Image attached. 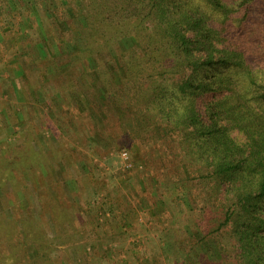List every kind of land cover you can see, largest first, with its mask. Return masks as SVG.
<instances>
[{"label": "trees", "instance_id": "1", "mask_svg": "<svg viewBox=\"0 0 264 264\" xmlns=\"http://www.w3.org/2000/svg\"><path fill=\"white\" fill-rule=\"evenodd\" d=\"M36 1L21 0V12L37 14ZM53 1L63 14L54 41L78 51L43 71L54 139L101 150L106 138L136 150L159 217H172L166 208L195 214L189 229L162 226L181 233L168 244L177 264H264V70L239 41L257 0ZM18 4L0 0L1 26L19 30ZM28 98L34 120L39 107Z\"/></svg>", "mask_w": 264, "mask_h": 264}, {"label": "rangeland", "instance_id": "2", "mask_svg": "<svg viewBox=\"0 0 264 264\" xmlns=\"http://www.w3.org/2000/svg\"><path fill=\"white\" fill-rule=\"evenodd\" d=\"M20 2L12 16L21 22L19 30L0 25V264H177L168 244L181 233L163 227L177 220L189 229L195 214L166 208L172 217H159L163 207L147 198L144 161L136 150L106 138L97 143L101 150L76 149L52 136L56 129L44 102L51 99L43 71L69 63L78 51L54 41L53 21L63 14L53 0L51 6L37 0V14L21 12ZM251 11L253 22L239 41L248 60L264 70V0ZM39 19L51 29L44 31ZM64 20L59 31L68 34ZM71 29L82 36L77 22ZM46 51L47 59L41 55ZM11 65L20 72L15 82ZM27 96L39 107L34 120L35 110L23 108ZM232 136L244 141L237 131Z\"/></svg>", "mask_w": 264, "mask_h": 264}, {"label": "crops", "instance_id": "3", "mask_svg": "<svg viewBox=\"0 0 264 264\" xmlns=\"http://www.w3.org/2000/svg\"><path fill=\"white\" fill-rule=\"evenodd\" d=\"M9 69H11V72H10V76H11V79L15 82V78L18 79V77H20V72L17 68H15V65H11L9 67Z\"/></svg>", "mask_w": 264, "mask_h": 264}, {"label": "clouds", "instance_id": "4", "mask_svg": "<svg viewBox=\"0 0 264 264\" xmlns=\"http://www.w3.org/2000/svg\"><path fill=\"white\" fill-rule=\"evenodd\" d=\"M124 155H127V151L125 150Z\"/></svg>", "mask_w": 264, "mask_h": 264}]
</instances>
